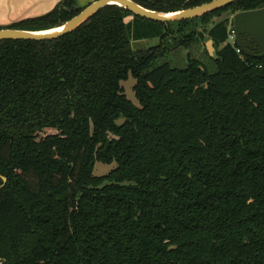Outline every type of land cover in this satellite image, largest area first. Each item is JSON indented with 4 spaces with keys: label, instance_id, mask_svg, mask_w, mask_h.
I'll return each instance as SVG.
<instances>
[{
    "label": "trees",
    "instance_id": "1",
    "mask_svg": "<svg viewBox=\"0 0 264 264\" xmlns=\"http://www.w3.org/2000/svg\"><path fill=\"white\" fill-rule=\"evenodd\" d=\"M134 1L169 12L211 0ZM263 6L165 23L110 4L59 38L0 40V264H264V57L229 31ZM81 10L62 0L5 28ZM202 38L210 63L188 51ZM179 39L185 65L156 64ZM98 161L115 167L98 175Z\"/></svg>",
    "mask_w": 264,
    "mask_h": 264
},
{
    "label": "water",
    "instance_id": "2",
    "mask_svg": "<svg viewBox=\"0 0 264 264\" xmlns=\"http://www.w3.org/2000/svg\"><path fill=\"white\" fill-rule=\"evenodd\" d=\"M236 0H211L201 5L181 9L177 11H157L149 9L134 0H95L84 7L78 14L73 16L65 23L45 30H26L15 28H0V40L3 39H30V40H51L59 38L73 32L89 18H91L101 8L116 4L129 9L136 15L152 19L159 22H177L187 19H193L213 12L224 6H227ZM232 27L230 34L234 33L237 44L243 51L252 57H264V6L237 12L232 18ZM246 36L248 40L242 37ZM148 42L140 40L133 43L134 49L146 48ZM254 44L259 47L260 52L254 51ZM207 47L211 55H214V41L210 39ZM6 181V178H5ZM176 246H171L170 249Z\"/></svg>",
    "mask_w": 264,
    "mask_h": 264
},
{
    "label": "rangeland",
    "instance_id": "3",
    "mask_svg": "<svg viewBox=\"0 0 264 264\" xmlns=\"http://www.w3.org/2000/svg\"><path fill=\"white\" fill-rule=\"evenodd\" d=\"M61 1L62 0H0V28H5L9 24L20 21L22 19L43 15L54 9ZM89 1L91 0H78V4H80L81 5L80 7H82L83 9L85 6H87ZM13 17L15 19L12 20H16V21L10 20ZM7 19L10 21L7 22L6 21ZM218 19L219 18H217V20ZM178 27L179 26L177 23L172 24L173 29H178ZM144 41L148 42L146 46L147 48L151 45L158 44L159 38L146 39ZM208 41L202 38L198 44L193 43L189 47L188 51H190L193 57H197L202 62L210 63L209 61L210 59L206 53V50H208L207 47ZM179 42L180 39L172 41V43L169 46L170 47L169 54L165 57H160L161 60H157L156 64H158V62H162V61L164 62L168 60L171 61L173 66L183 67L185 65V54L187 52L186 51L187 49L182 47V45L179 44ZM214 54H215V48H214ZM135 83H136L135 78L133 76H130L122 84L124 86V90L125 93L127 94V97L138 105L139 104L138 99L136 98L134 91ZM114 167H115V163L107 164L98 161L95 166V173L98 175L106 174L110 172Z\"/></svg>",
    "mask_w": 264,
    "mask_h": 264
},
{
    "label": "flooded vegetation",
    "instance_id": "4",
    "mask_svg": "<svg viewBox=\"0 0 264 264\" xmlns=\"http://www.w3.org/2000/svg\"><path fill=\"white\" fill-rule=\"evenodd\" d=\"M244 40H248V38L246 36L242 37ZM259 47L256 46V44H254V51L257 53L258 52Z\"/></svg>",
    "mask_w": 264,
    "mask_h": 264
},
{
    "label": "crops",
    "instance_id": "5",
    "mask_svg": "<svg viewBox=\"0 0 264 264\" xmlns=\"http://www.w3.org/2000/svg\"><path fill=\"white\" fill-rule=\"evenodd\" d=\"M93 1H95V0H91V1H89L88 4H90V3L93 2ZM88 4H87V5H88ZM78 5L81 6L80 4H78ZM85 7H86V6H85ZM12 19H15V18L13 17V18H11L10 20H12ZM10 20L7 19L6 21L9 22ZM12 21H16V20H12Z\"/></svg>",
    "mask_w": 264,
    "mask_h": 264
},
{
    "label": "built area",
    "instance_id": "6",
    "mask_svg": "<svg viewBox=\"0 0 264 264\" xmlns=\"http://www.w3.org/2000/svg\"><path fill=\"white\" fill-rule=\"evenodd\" d=\"M231 35V38L234 40V39H236V36H235V34L234 33H232V34H230ZM238 51L240 52L241 51V49H238Z\"/></svg>",
    "mask_w": 264,
    "mask_h": 264
}]
</instances>
